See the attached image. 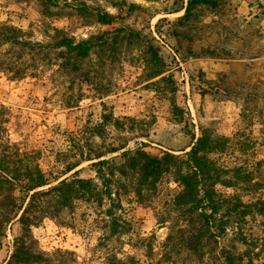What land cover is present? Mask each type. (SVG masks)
<instances>
[{
    "label": "rangeland",
    "instance_id": "374dc122",
    "mask_svg": "<svg viewBox=\"0 0 264 264\" xmlns=\"http://www.w3.org/2000/svg\"><path fill=\"white\" fill-rule=\"evenodd\" d=\"M55 1L0 0V24L21 29L27 43H0V62L25 70L21 79L0 72L11 139L40 152L48 177L77 165L61 178L78 171L101 186L89 154L107 159L142 148L184 158L205 129L227 139L215 159L230 186H215L224 201L204 224L197 252L189 238L203 224L172 206L178 186L164 176L141 200L114 183L102 207L74 201L43 219L32 233L44 264H225L228 254L264 264V0H215L185 21L176 11L187 0ZM103 13L115 21L98 23ZM63 36L100 38L75 69H63L55 48ZM152 63L162 71L154 78ZM112 117H129L134 128L116 129ZM98 125L101 134L92 135ZM112 148L122 149L110 155ZM18 232L17 223L7 229L0 264Z\"/></svg>",
    "mask_w": 264,
    "mask_h": 264
},
{
    "label": "trees",
    "instance_id": "16d2710c",
    "mask_svg": "<svg viewBox=\"0 0 264 264\" xmlns=\"http://www.w3.org/2000/svg\"><path fill=\"white\" fill-rule=\"evenodd\" d=\"M45 4H53L55 0H38ZM216 6L215 0H187L176 12L183 11L178 21H185L192 17L199 6ZM115 16L103 13L97 16V22L110 25ZM120 30V29H119ZM117 30V31H119ZM23 34L21 29L12 25L0 24V43L26 46L20 41ZM140 35L139 31H131L130 36ZM100 36L90 37L75 42L72 37L63 36L55 43L60 51V67L68 69L69 65L75 69L78 61L85 59L95 46ZM155 61L160 62L157 54L153 52ZM73 59V64L71 63ZM72 64V65H71ZM152 78L159 76L162 71L156 63L150 66ZM24 68L15 63L3 64L0 62V72L6 73L12 79L23 78ZM110 118V117H109ZM116 129H133V121L129 117L111 118ZM105 122L109 121L104 116ZM10 111L0 105V249L6 237L7 229L14 223L19 225V232L13 237L12 251L3 264H44L45 257L36 250L32 228L38 227L45 219H55L61 209L67 208L74 201L91 203L102 207L105 199L111 200V185L116 184L123 189L131 188V192L141 200L144 190H155L157 183L168 176L178 186V191L172 197V206L175 209H185L186 213H196L202 227L191 234L193 242L191 250L197 252L196 244L204 237V224L218 213L222 207L221 194L215 186L221 184V175L227 169L216 163L215 156L222 154L227 148L225 137L213 138L203 129L188 151L183 152L184 158H179L170 152H164L161 157L151 155L142 148L134 151L123 150L116 156L103 159V154H89L86 161H92L89 166L93 168L101 186L92 179L77 176L74 171L71 177L62 175L73 171L74 165L66 169L59 177L50 178L39 165L40 152L28 149L18 141L11 139L8 131ZM100 126L91 129L92 135H100ZM145 146V145H143ZM122 148H112L110 155ZM107 171V172H105ZM106 212L112 216V210ZM192 224V223H191ZM208 227V226H207ZM119 232L118 223L113 221L110 234ZM225 264H252L244 262L241 257L226 255Z\"/></svg>",
    "mask_w": 264,
    "mask_h": 264
}]
</instances>
